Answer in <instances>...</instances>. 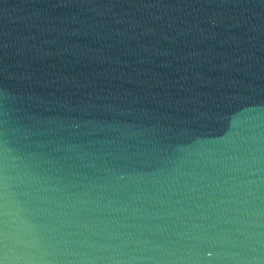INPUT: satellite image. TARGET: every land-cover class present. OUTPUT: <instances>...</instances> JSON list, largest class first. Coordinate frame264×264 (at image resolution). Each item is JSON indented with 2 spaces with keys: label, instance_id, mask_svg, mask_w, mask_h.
I'll return each mask as SVG.
<instances>
[{
  "label": "water",
  "instance_id": "water-1",
  "mask_svg": "<svg viewBox=\"0 0 264 264\" xmlns=\"http://www.w3.org/2000/svg\"><path fill=\"white\" fill-rule=\"evenodd\" d=\"M0 264H264V0H0Z\"/></svg>",
  "mask_w": 264,
  "mask_h": 264
}]
</instances>
